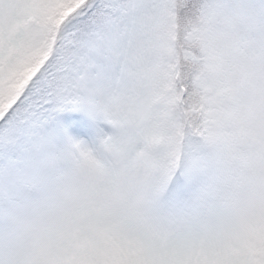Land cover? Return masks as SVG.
I'll list each match as a JSON object with an SVG mask.
<instances>
[{"label": "snow or ice", "instance_id": "snow-or-ice-1", "mask_svg": "<svg viewBox=\"0 0 264 264\" xmlns=\"http://www.w3.org/2000/svg\"><path fill=\"white\" fill-rule=\"evenodd\" d=\"M210 8L206 40L246 25L264 48V0ZM159 23L157 0H0V264H264V223L238 219L264 214V76L250 99L228 82L252 123L227 156L173 170L118 123L114 158L81 155L150 90Z\"/></svg>", "mask_w": 264, "mask_h": 264}, {"label": "rangeland", "instance_id": "rangeland-1", "mask_svg": "<svg viewBox=\"0 0 264 264\" xmlns=\"http://www.w3.org/2000/svg\"><path fill=\"white\" fill-rule=\"evenodd\" d=\"M174 0H157V15L160 26V56L154 69L150 90L123 108L117 109V121L108 122L107 131L97 137L98 147L85 146L81 155L86 161L99 163L102 156L115 157L116 147L108 143L111 140V129L118 123L122 136L136 135L143 141V148L138 154L142 158H149L153 149L167 143L170 146L173 170L178 157L174 153L180 152V143L170 137L172 124L167 107L176 103L175 76L179 71L178 54L175 47L176 21L173 12ZM54 11V10H53ZM197 31L190 30L187 39L196 40ZM211 59L215 76L199 79L200 86L213 90V95L207 98L210 105V122L214 126L226 129V135L221 145L207 150L204 157H223L230 154L233 147H243L244 137L250 132L252 123L249 113L241 112L233 107L235 99L232 95V84L235 81L245 91L246 98L255 96L260 87L261 77L264 76V48L260 37L246 25H240L235 31L226 33L222 39L210 40ZM182 53V52H181ZM180 53V55H181ZM187 55L188 53H184ZM190 55V54H189ZM134 105V106H133ZM189 146V145H188ZM244 155V153H241ZM146 190L141 188L138 201H143ZM239 223L244 228L264 223L262 214L253 197H248L238 209Z\"/></svg>", "mask_w": 264, "mask_h": 264}, {"label": "trees", "instance_id": "trees-1", "mask_svg": "<svg viewBox=\"0 0 264 264\" xmlns=\"http://www.w3.org/2000/svg\"><path fill=\"white\" fill-rule=\"evenodd\" d=\"M212 2L213 0H174V43L179 71L174 80L176 103L170 104L167 112L172 124L169 135L180 143L181 150L178 154L175 153V157L179 159L184 155L202 158L207 150L221 145L226 135V129L213 126L210 122L211 106L207 104V98L212 92L197 83L201 78L213 76V68L208 63L212 47L205 36V13L211 10ZM193 29L197 31V37L190 41L187 34Z\"/></svg>", "mask_w": 264, "mask_h": 264}]
</instances>
